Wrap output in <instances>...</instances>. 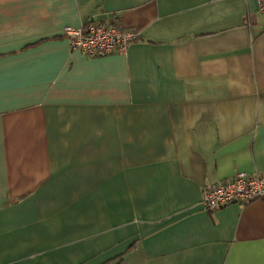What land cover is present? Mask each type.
<instances>
[{"label": "crops", "instance_id": "obj_1", "mask_svg": "<svg viewBox=\"0 0 264 264\" xmlns=\"http://www.w3.org/2000/svg\"><path fill=\"white\" fill-rule=\"evenodd\" d=\"M137 32L72 50L66 25ZM264 13L257 0H0V264H264Z\"/></svg>", "mask_w": 264, "mask_h": 264}, {"label": "built area", "instance_id": "obj_2", "mask_svg": "<svg viewBox=\"0 0 264 264\" xmlns=\"http://www.w3.org/2000/svg\"><path fill=\"white\" fill-rule=\"evenodd\" d=\"M257 5L264 13V0H257ZM62 33L72 50H79L88 56L124 53L128 43L138 38L137 32L132 29L93 20H87L78 27L66 25ZM263 194V176L238 171L227 179L203 186L199 202L204 209L214 210L229 203L244 206Z\"/></svg>", "mask_w": 264, "mask_h": 264}]
</instances>
